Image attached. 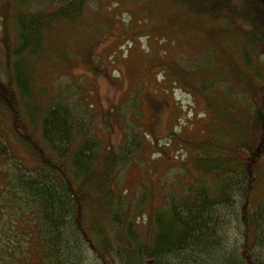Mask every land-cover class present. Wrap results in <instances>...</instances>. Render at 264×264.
<instances>
[{"label": "trees", "instance_id": "obj_1", "mask_svg": "<svg viewBox=\"0 0 264 264\" xmlns=\"http://www.w3.org/2000/svg\"><path fill=\"white\" fill-rule=\"evenodd\" d=\"M170 1L176 10L173 15L171 9L167 12L175 23L190 17L204 21L223 17L219 22L225 27L213 30V45L218 49L212 50L210 62L217 58L214 79L224 78L227 72L240 89H247L250 67L259 72L255 57L264 46V0H241L239 5L227 0ZM83 10L84 0H64L51 12L24 11L15 5L13 47L4 52L0 66V107L38 166L11 170L0 192V264L32 261L20 257L15 247L5 252L2 245L21 238L25 223L35 237V264H82L84 251L98 264H264V198L255 209L248 203L264 163L261 108L235 119L230 101H210L220 127L225 130L234 125L237 141L225 148V153L215 142H201L194 160L201 174L179 194L169 193L163 205L149 212L146 223H142L143 231L138 232L135 217L121 207L122 197L113 177L123 155L108 148L107 155L99 160V139L88 129V112L76 100L77 93L68 86H52L36 97L38 64L43 59L53 61V41L64 47L60 57L67 54L66 42L57 33L62 23L67 28L76 24ZM235 15L243 26L228 32ZM197 27L198 32L203 30ZM230 37L234 40L231 50L227 48ZM81 50L86 53L83 60L88 61L90 47ZM238 56L244 67L237 64ZM205 83L201 77L198 86ZM201 87L198 90L202 94L212 91ZM224 102H229L227 108ZM115 110L118 113V108ZM132 142L138 147L135 138ZM6 154L0 140V158ZM235 196L240 198L237 213L231 208ZM215 206L219 209L213 211ZM221 209L227 211L229 220L221 215ZM105 221L111 224L112 235L105 231ZM230 221L240 225L239 254L222 247L225 237L219 230L228 228ZM256 246L259 253L253 251Z\"/></svg>", "mask_w": 264, "mask_h": 264}, {"label": "rangeland", "instance_id": "obj_2", "mask_svg": "<svg viewBox=\"0 0 264 264\" xmlns=\"http://www.w3.org/2000/svg\"><path fill=\"white\" fill-rule=\"evenodd\" d=\"M63 1L0 0V66L4 52L13 47L15 5L24 11L51 12ZM227 1L232 5L241 2ZM168 9L171 15L176 10L170 0H84L80 20L68 28L62 23L63 28L57 33L66 42L67 54L60 57L64 47L53 41V61L43 59L36 68V97L42 89L49 91L52 86L73 89L77 93L76 100L85 105L88 112V129L99 139V160L107 155L108 148L123 155L122 164L119 169L116 165L113 177L122 197L121 207L135 217L138 232L143 231L142 223H146L149 212L163 205L169 193L179 194L201 174L194 165L201 142H215L225 150L237 141L233 124H229L226 131L220 127L210 108L212 99L230 101L231 116L235 119L241 118L242 113L252 114L257 108H261L264 115V46L255 57L259 60L260 73L250 67L247 89H240L227 72L224 78L216 80L217 58L210 64L212 50H218L213 45V30L225 27L219 22L223 17L207 21L190 17L175 23L168 16ZM197 26H202L203 30L198 32ZM241 26L243 21L235 15L228 24V32ZM181 27L184 32L180 31ZM226 39H223L224 45ZM232 41L230 37L227 45L230 50ZM89 47V59L85 61L86 53L80 51ZM236 61L244 67L240 56ZM203 68L206 71L199 72ZM201 77L208 82L203 87L198 86ZM200 87L212 91L209 95L202 94ZM228 105L229 102H224L225 108ZM134 138L138 147L132 142ZM0 140L7 150L5 157L0 158L1 192L11 170L18 166L31 170L38 164L13 132L1 107ZM261 167L262 176L249 194L248 203L254 209L264 198V163ZM213 180L214 174H211L210 181ZM140 202L141 207L137 208ZM232 203V211L237 213L240 198L233 197ZM217 206L213 211L219 209ZM221 210V215L226 217L227 211ZM25 225L22 237L5 242L3 249L9 253L15 247L20 257L35 264V237L30 235L33 230ZM103 225L112 235L111 224L105 221ZM239 232L238 221H230L228 228L219 230L225 237L224 251L240 253ZM253 251L260 252L257 246ZM83 255L82 264H98L89 252L84 251Z\"/></svg>", "mask_w": 264, "mask_h": 264}, {"label": "bare ground", "instance_id": "obj_3", "mask_svg": "<svg viewBox=\"0 0 264 264\" xmlns=\"http://www.w3.org/2000/svg\"><path fill=\"white\" fill-rule=\"evenodd\" d=\"M26 1V0H25ZM91 7V6H90ZM227 51V50H226ZM52 76V75H51ZM32 101V100H31Z\"/></svg>", "mask_w": 264, "mask_h": 264}]
</instances>
